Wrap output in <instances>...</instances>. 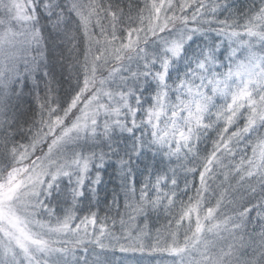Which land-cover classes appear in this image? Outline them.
Returning <instances> with one entry per match:
<instances>
[{"label": "snow or ice", "instance_id": "obj_1", "mask_svg": "<svg viewBox=\"0 0 264 264\" xmlns=\"http://www.w3.org/2000/svg\"><path fill=\"white\" fill-rule=\"evenodd\" d=\"M0 264H264V0H0Z\"/></svg>", "mask_w": 264, "mask_h": 264}]
</instances>
